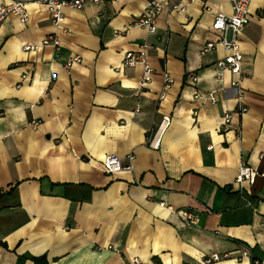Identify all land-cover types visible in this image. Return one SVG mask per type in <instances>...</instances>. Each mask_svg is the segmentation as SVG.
Instances as JSON below:
<instances>
[{
    "label": "crops",
    "instance_id": "obj_1",
    "mask_svg": "<svg viewBox=\"0 0 264 264\" xmlns=\"http://www.w3.org/2000/svg\"><path fill=\"white\" fill-rule=\"evenodd\" d=\"M12 1L28 20L0 22V264L264 263V0H252L240 34L239 101L217 66L229 52L201 54L229 0H157L154 34L136 24L150 0L64 9L58 27L35 0L0 6ZM49 36L57 48L23 50ZM144 42L153 74L141 88L142 66L123 59ZM163 72L173 84L160 99ZM128 154L131 172L102 171L106 156ZM240 165L253 184L236 182ZM245 250L251 259H239Z\"/></svg>",
    "mask_w": 264,
    "mask_h": 264
},
{
    "label": "built area",
    "instance_id": "obj_2",
    "mask_svg": "<svg viewBox=\"0 0 264 264\" xmlns=\"http://www.w3.org/2000/svg\"><path fill=\"white\" fill-rule=\"evenodd\" d=\"M106 1L110 0H35L34 2L47 10L53 26L58 27L59 22L62 18V11L64 9L80 10L88 5L100 4ZM229 2L231 5L232 13L230 15L218 14L211 25V29L218 34L217 41L207 42L202 49L201 54H205L206 52L212 50L215 46H220L229 52V54L225 58L218 61L217 66L222 71H229L234 75L235 80L231 82V86L237 90V99L239 101L242 95L239 79L241 76V63L243 61V56L239 48L240 34L249 23L250 4L252 0H229ZM162 4V1L150 0L147 3L144 12L138 17L136 24L144 28L149 34H154L156 32L157 16L161 10ZM173 9L183 12L185 10V6L179 2L178 4L173 6ZM11 16L17 18L21 23H26L28 20L26 3L23 1H12L7 5L0 6V22ZM47 45L57 48L58 41L55 37L49 36L42 40L40 44L25 45L23 50L34 51L39 46ZM148 48V44L144 42L143 44L139 45L136 52H127L123 59L124 66H142L143 77L140 83L141 88H145L150 83L153 74L152 68L146 61ZM79 61L80 60L77 57L72 58L66 63V68H69L73 62ZM190 79L191 81L195 80L194 78ZM162 84L163 88L160 99L164 98L166 91L173 84V80L167 72L162 73ZM206 98L211 102H215L216 99L213 94H208ZM239 111L243 112L245 110L240 108ZM223 120L224 124L228 125L230 122V115L225 114L223 116ZM169 124L170 119L168 117H163L161 119L155 131L148 138V148L155 151L159 150L162 136ZM133 161L134 156L132 154H128L125 157L108 155L103 159L101 163V169L106 175H112L122 171L131 172L133 169ZM255 177L256 172L254 169L249 168L245 165H240L238 167L236 179L237 183L241 184L242 182L247 181L249 182V184H253ZM180 216L186 227L191 228L195 225L196 216L191 211L183 210L180 212ZM228 257L229 256L227 254H213L209 257L204 258L201 264H212ZM238 257L239 259L250 258V253L245 250ZM133 263H135V260ZM251 264L264 263L260 262L257 259H251Z\"/></svg>",
    "mask_w": 264,
    "mask_h": 264
},
{
    "label": "trees",
    "instance_id": "obj_3",
    "mask_svg": "<svg viewBox=\"0 0 264 264\" xmlns=\"http://www.w3.org/2000/svg\"><path fill=\"white\" fill-rule=\"evenodd\" d=\"M33 259V261H39V262H42V258H32Z\"/></svg>",
    "mask_w": 264,
    "mask_h": 264
}]
</instances>
